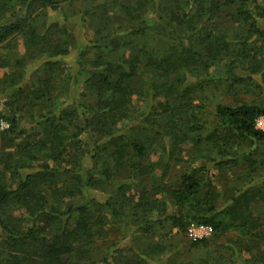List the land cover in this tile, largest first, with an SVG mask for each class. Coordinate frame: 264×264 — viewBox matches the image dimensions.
<instances>
[{"label":"trees","instance_id":"obj_1","mask_svg":"<svg viewBox=\"0 0 264 264\" xmlns=\"http://www.w3.org/2000/svg\"><path fill=\"white\" fill-rule=\"evenodd\" d=\"M125 1L134 5L97 0L84 11L95 28V55L80 54L69 68L54 55L70 51L60 35H72L57 22L41 34L32 24L36 10L55 11L57 0H23L12 21L0 24V45L15 35L28 49L59 38L45 58L37 54L55 95L44 86L37 116L14 115L4 132L18 147L0 155L14 181L0 183V264H97L89 256L108 224L118 225L128 254H104L99 264L153 257L165 248L153 242L159 232L185 235L190 223L215 237L233 231L238 244H264V128L257 126L264 118V0H139L145 19L129 30L104 18ZM224 8L240 28L234 36L215 20ZM239 91L255 97L217 101L211 112L204 101ZM54 137L60 144L51 145ZM172 162L188 165L165 189ZM158 165L160 182L148 183ZM211 168L240 171L261 212L247 219L217 206ZM246 255L222 264H264L258 253Z\"/></svg>","mask_w":264,"mask_h":264},{"label":"rangeland","instance_id":"obj_2","mask_svg":"<svg viewBox=\"0 0 264 264\" xmlns=\"http://www.w3.org/2000/svg\"><path fill=\"white\" fill-rule=\"evenodd\" d=\"M95 1L71 0L63 2L57 0L55 11L46 8L38 9L33 13L32 24L40 34L51 23L57 22L60 28H64L66 32L72 35L68 39L60 35V40H67L71 43L70 51L66 54L54 55V59H58L63 67L69 68V66L77 61L80 54V58L84 56V59L95 55L94 47L89 44V41L93 38L95 28L91 26L89 16L84 14V11L86 12V10L91 8V5ZM120 3L109 7L104 18H110L115 25L121 26L124 30L137 28L140 25L141 18L144 17L145 19L146 8L142 9L141 1L139 0L137 4L134 0V5L127 2L129 5L125 6L122 4V7ZM100 4L99 2L97 6ZM21 5H23V0H0V24L11 22L13 19L12 15ZM99 10L97 9L96 11L98 12ZM230 12H233V9L224 8L215 17V20L220 24L228 23L227 27H222L225 31L228 30L231 36H234L240 28L237 26L236 32V23L232 25L233 22L231 23L229 19ZM149 14L150 11L148 12ZM84 18L87 20H84ZM92 18L97 19L96 16H92ZM57 38L56 36L53 38L47 37L42 39L38 47L28 49L24 45L22 36L15 35L0 45V120H5L9 123L8 119L14 115L16 117H24L27 120L30 115L37 116L39 107L46 104L44 102L46 98L41 97V90L44 86L47 87V91L48 87H50V92H53L55 95L50 86L52 79L47 80L50 75L47 72L44 61L40 60L38 62L37 54L41 50V53L45 52V55H42L45 58L48 51L55 47ZM62 43H59L61 49L63 48ZM81 60L83 61V59ZM142 70L144 72V69ZM142 73H139L137 76L134 82L136 85L142 81ZM249 97L254 98L255 96L253 94L246 95L239 91L237 94L226 96L217 93L216 96L209 97L204 101L211 112L213 111V105L217 101L236 103L241 101V99H250ZM44 111H46L45 108ZM257 126L264 128V118L259 119ZM7 130L0 129V155L12 153L18 147V142L11 143L8 140V137L4 133ZM42 136L47 137V134ZM69 136L70 132H67L65 138ZM52 141H55V144H60L59 140H56L55 137L49 140L51 145ZM185 154H189V152ZM187 165V163H171L167 179L164 181L165 189L176 183L177 177L184 167L187 168ZM162 169V166H153L151 168V177L146 178L147 182L158 184L162 175ZM210 171H213L215 174V178H212L215 183L212 198L217 203V206L226 207L231 211L241 213L247 219H252L261 212V203L257 199H254L250 193L253 188L250 189L249 186L243 185L237 179L240 171H233L235 173V176L232 174L234 177L229 173L217 172L212 168ZM3 182L7 184L14 183L13 180L9 179V173L4 171L3 166H0V183ZM244 184H247V182ZM53 188L52 186L50 189ZM257 208L260 211L256 210ZM196 237L206 239V243L199 244L198 246L194 245L193 242L196 240ZM238 237L233 231L224 236L215 237L210 229L190 223L185 235H182L176 228H173L172 232L167 236L163 232H159L154 237L153 242L162 243L165 247L164 250L156 253L153 257L140 258L139 262L133 264H218V261L222 264L230 261L235 262L238 259L243 260V258L247 257L246 251L248 250L254 254L258 253L261 258H264V244H261L262 242L252 241L247 244H238L236 242ZM1 238H4V234L0 227ZM137 243L140 244V242ZM127 245L128 242L122 239V233L118 225L108 224L96 238L89 257L91 261L97 264H99L104 254L115 253L116 256L123 259L128 254ZM122 263L124 264V261Z\"/></svg>","mask_w":264,"mask_h":264},{"label":"built area","instance_id":"obj_3","mask_svg":"<svg viewBox=\"0 0 264 264\" xmlns=\"http://www.w3.org/2000/svg\"><path fill=\"white\" fill-rule=\"evenodd\" d=\"M261 119V118H260ZM258 121H259V119H258ZM258 121H257V123H258ZM9 127H10V123H8L7 121H5V120H0V129L1 130H7V129H9ZM263 129V128H262ZM198 226H202V225H198ZM202 227H205V228H208V229H210L211 230V228L210 227H206V226H202ZM189 228V227H188ZM188 230V229H187ZM212 231V230H211ZM196 239H199V238H197L196 237Z\"/></svg>","mask_w":264,"mask_h":264},{"label":"crops","instance_id":"obj_4","mask_svg":"<svg viewBox=\"0 0 264 264\" xmlns=\"http://www.w3.org/2000/svg\"><path fill=\"white\" fill-rule=\"evenodd\" d=\"M96 1H97V0H96ZM96 1H95V2H96ZM93 3H94V2H93Z\"/></svg>","mask_w":264,"mask_h":264}]
</instances>
